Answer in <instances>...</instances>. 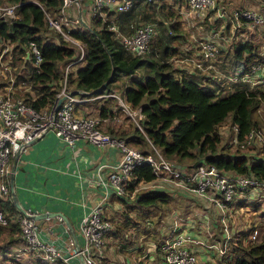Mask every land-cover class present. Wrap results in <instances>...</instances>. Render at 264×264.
Masks as SVG:
<instances>
[{
    "label": "trees",
    "instance_id": "16d2710c",
    "mask_svg": "<svg viewBox=\"0 0 264 264\" xmlns=\"http://www.w3.org/2000/svg\"><path fill=\"white\" fill-rule=\"evenodd\" d=\"M3 1L19 4L15 18H0V50L8 41L12 44L10 56L22 55L24 68L28 70L27 81L35 92L31 94L26 91L24 97H21L37 109L46 107L53 102L61 87L65 64L75 55L74 47L48 24L45 17V11L57 13L62 0ZM168 6L167 0H133L127 11L119 13L107 10L106 14L112 16L117 27L124 33L130 32L131 23H156L157 36H153L150 50L140 54L127 51L109 29L108 22L99 17H95L89 27L71 30L83 43L84 58L69 71L68 87L71 90H83L82 96L119 93L131 109L139 108L143 115L139 121L142 130L132 119L134 123L127 126H109L107 129L110 135L123 138L130 145L147 146L148 149L152 144L167 159L186 169L191 170L199 164L213 165L227 173L263 180L264 156L257 155L261 149L256 142L247 138V134L259 129L254 114L259 107H264V85L260 83L248 87V83L239 81L224 90L221 85L223 80L212 73H204L199 68L173 65L170 59L179 52L177 45L182 30L178 13ZM29 41H34L40 49L42 59L37 68L33 66L32 54L26 55ZM232 50L233 55H230L227 66H219L225 72H234L237 68L246 71L252 63L264 62V53L260 51L257 42L246 40ZM4 58L5 53L1 56V59ZM108 78L110 80L103 88L93 92ZM116 82L120 83L122 92L113 90ZM102 99L104 102L99 106L98 115L100 119L114 115V110L106 105L110 99H115L119 111L126 114L116 98L105 96ZM226 121L228 133L223 136L220 128ZM232 138L235 143L231 141ZM231 144L236 145L234 151L230 149ZM147 149L142 148L144 152ZM155 181L152 186L145 187ZM190 197L176 190L171 183L159 180L149 163L136 164L125 193L111 194L109 198L111 204L118 202L123 208L118 219L112 221L108 216L112 229L106 235L105 245L109 238H118L122 250L136 248L141 251L145 249V240L151 238L159 247L168 232L173 235L183 232V219L187 217L189 207L195 204L191 203ZM247 199L253 198L247 196ZM200 200L202 208H205L203 212L210 215L215 206L206 199ZM0 208L9 214L17 209L11 197L0 198ZM196 208L201 211L199 206ZM220 215L217 220L206 225L205 233L195 222L197 233H192L201 240L222 243L225 232ZM174 217H179L175 230ZM230 222H235L232 215L228 225L233 235L222 255L202 244L200 247L215 252L220 264H264V234L260 240L251 241L248 239L250 228L238 232ZM17 225L14 221L0 225V256H3V262H8L9 258L15 259L12 264L17 262L16 258L7 256L22 243ZM190 249L194 252L193 247L190 246ZM122 253L126 258H121L116 264H133L126 259L143 254ZM142 258L134 262L149 264L146 258L147 262ZM3 262L0 264H5ZM41 264L49 263L43 261Z\"/></svg>",
    "mask_w": 264,
    "mask_h": 264
},
{
    "label": "built area",
    "instance_id": "2783aa9c",
    "mask_svg": "<svg viewBox=\"0 0 264 264\" xmlns=\"http://www.w3.org/2000/svg\"><path fill=\"white\" fill-rule=\"evenodd\" d=\"M83 1L62 0L57 13L45 11L48 24L55 28L75 50L74 57L64 66L62 84L53 102L37 109L27 104L23 98H14L10 91L11 86L8 87L9 90L0 94V198L11 196L9 176L12 159L18 153L28 150L32 142L47 131H52L69 145L82 139L98 147L113 146L120 151V159L112 166L106 178H99L100 184L106 188V194L109 189L112 194L125 193L131 181L133 167L142 162L149 163L159 180L197 193L221 211L220 220L225 232L224 241L222 243L208 242L198 238L195 243L202 244L222 255L228 240L233 235L228 225V220L234 212L231 204L236 200L247 199V196L253 198L263 196L264 199V179L234 175L213 165L199 164L191 170L186 169L185 166L167 159L154 145L150 144L147 152H144L128 144L123 138L112 136L102 129L101 119L98 116L79 112L77 103L86 100L85 96L81 95L84 91L78 90L75 94H69L71 88L67 85V76L75 65L82 62L84 46L82 41L71 33V30L80 25V18L76 14L69 13L67 9ZM90 1L93 19L99 17L102 21L108 22L109 29L115 33L127 51L140 54L150 50L151 40L156 33L155 22L131 23L130 32L124 33L117 27L112 16L109 17L106 14L107 10L119 13L129 10L133 0ZM185 2L193 17L202 16L205 11L215 5V0H185ZM18 4L0 0V18H15ZM223 10V8L220 10L219 16L223 14ZM231 12V17L237 21L241 20L250 26L262 27L264 25V5L261 9L239 8ZM7 49L8 44L3 47L0 57ZM220 51L221 47L214 38L203 37L199 41L198 56L191 55L184 58V61H188L191 67L199 68L204 73H209L208 70L213 69L212 74L223 80L221 85L224 90L230 89L233 83L239 81L248 83V87L264 84V62L252 63L246 71L237 68L234 72H225L218 64ZM30 53L34 57L33 66L37 68L42 57L34 41L28 42L26 55L29 56ZM10 80L13 82V78ZM63 96L64 98L59 103V99ZM105 96L116 98L122 110L142 130L139 121L143 115L139 108L131 109L119 93L95 95L101 98ZM247 138L256 142L264 152V128L259 126L258 130L249 131ZM233 140L235 141L232 138L231 141L234 142ZM104 198L105 196L82 216L78 230L83 244L79 248L73 246L72 240L63 241L59 234L50 229H42L36 219V215L40 212L31 206L17 208L13 214L6 213L0 208V225H6L10 221L18 224L23 241L22 246L18 247V254L36 255L50 264H76L72 259H76L79 264L81 261L85 264H101L106 259V235L112 229V222L104 211ZM199 213L201 212H197V215ZM200 216L203 217L202 213ZM58 220L62 222V217L58 216ZM178 220L179 217H174L173 230L177 228ZM257 235L258 228L253 227L248 239L256 241ZM193 239L195 238L183 232L174 235L168 232L159 247L153 245L150 252H145L144 255L147 261L156 264H196V253L190 249Z\"/></svg>",
    "mask_w": 264,
    "mask_h": 264
},
{
    "label": "crops",
    "instance_id": "0c3cea01",
    "mask_svg": "<svg viewBox=\"0 0 264 264\" xmlns=\"http://www.w3.org/2000/svg\"><path fill=\"white\" fill-rule=\"evenodd\" d=\"M167 1L169 3L168 7L174 8L178 13L177 17L180 23H184L186 25V27H182H184L187 31H191L192 33L196 32L195 34L198 35L200 39L203 38V36L212 37L207 36L206 34L203 36L200 35L201 32H203L201 29L211 30L213 34H218L220 39L224 37L222 35L224 30L229 29V34L233 40H230V37L225 35L226 37L224 40L226 45H223L225 52L223 53L220 51L218 63L224 64L230 61V51L235 46L233 42L237 43L238 38H245L238 42V44L246 40L258 42L260 38V33L257 30L259 26H250L241 20L237 21L235 18L231 17L230 13H232L231 11L235 9L246 8L248 6L254 7L255 9H261L264 5L262 2L264 0H216L217 5L219 6L218 8L224 9L223 14L221 16H216L218 15L216 6L215 10H209L207 12L209 13L208 15H206L204 18H200L202 24L198 25H194V22H192L191 18H187V16L184 15L180 16V14H186V12L184 13V10H182L184 5L187 6L185 0ZM67 10L69 13L79 16L80 25L77 28L89 27L93 21L90 0H84L79 5L70 6ZM188 13L189 10L187 9V15ZM226 18L230 19V24H228V19L226 20ZM161 20L163 19L161 18ZM215 21H221V29L219 32H216V29L219 27H214L211 25L215 24ZM163 22L166 21L163 20ZM259 28L264 30V25L262 27L260 26ZM155 34L157 36V27ZM182 34L184 39H186L187 36L184 34V32ZM234 38H236V40H234ZM185 49L188 51L186 53V57L191 56L190 53H194V50H196L194 54L197 55L199 51V45L196 44V46H194L193 44L189 46V48L185 47ZM260 51L263 52L261 47ZM186 63V65H181L185 68H190L191 64L188 61H186ZM177 65L179 64L177 63ZM85 98L86 100L82 103H77L78 111L81 113L98 116L99 114L88 113L85 111V108L87 107L86 102L94 99L92 96H85ZM100 103H103L102 100ZM83 104L85 105L82 106ZM107 119H109V117L104 118V120ZM104 120L101 119L100 121L101 128H103L102 121ZM127 124V122L126 124L122 122L118 125L127 126ZM108 127L109 125L103 129L107 131ZM119 159L120 151L116 147H98L97 145L82 139H78L73 145H69L58 138L52 131H47L35 141H33L28 150L25 152H20L17 158L14 157L12 159L10 164L11 172L9 176L10 197L15 205L17 203L22 208L31 206L38 209L40 213L47 211H61L63 214H65L69 223L71 224L75 238H73L71 231L67 227L64 219L62 218V222H60L58 220V216L55 217L54 221L50 220L51 217L38 218V224L44 230L50 229L51 231L59 234L63 241L72 240L73 246L77 248V244L79 248V246L83 244L82 237L80 236L78 230L79 222L82 216L104 196V211L107 215H109L107 209L112 207L109 199L111 197L112 191L110 189L107 190V194H109L107 195L106 188L100 184L99 178H106L112 166L116 164ZM101 165L102 167H100ZM11 181H13V186H11ZM13 195L15 196V200L13 199ZM201 213L203 217L200 216ZM201 213L197 215L201 223H205L207 225L209 222L212 223L214 219L217 220V216L214 211H211L210 215H208L206 211L203 212V210ZM194 224L195 221L191 220L187 216L185 219H183V232L195 238L191 243V247L194 248V251L196 250V255L198 253V258L200 256L201 259H204V257L201 256V250L203 249H201L199 243H195V241L198 239V236L195 235L197 231ZM192 232L195 233L193 234ZM109 239L110 242L113 241V243L110 245L108 252H141L143 254L137 256L136 260H139L143 257L142 260L145 262H147V259L145 260L146 257L144 253L150 252L153 245L157 246L156 242L149 238L145 240V249L141 251L136 248H124L122 250L120 247V240L118 241L116 238ZM204 250L206 252L211 251V253H214L212 250ZM120 254L123 253H119V255ZM131 259L128 258L126 261L133 264H139L138 262H134L136 260L133 255L131 256ZM72 261L76 264H79L76 259H72ZM148 263L156 264L150 262Z\"/></svg>",
    "mask_w": 264,
    "mask_h": 264
},
{
    "label": "rangeland",
    "instance_id": "374dc122",
    "mask_svg": "<svg viewBox=\"0 0 264 264\" xmlns=\"http://www.w3.org/2000/svg\"><path fill=\"white\" fill-rule=\"evenodd\" d=\"M216 6H217V11L219 13L221 9L218 8L219 6L217 5V1L215 0L214 7L205 11L203 13V15L200 17H193L190 13H188V15H187V9L188 8L186 5H184L182 10H184V13L186 12V14H180V16L184 15V16H187V18H191L192 22H194V25L202 24L200 18H204L206 15H208L209 13H207V12L209 10H211V11L215 10ZM246 8L255 9L254 7H250V6H248ZM230 15H231V13H230ZM216 16H219V15H216ZM217 18H220V17H217ZM227 19H228V24H230V21H229L230 19L226 18V20ZM211 25H213L214 27H219L218 29H216V32L220 31L221 21H215V24H211ZM182 26L186 27V25L184 23H182L181 28H183V29H181V28L180 29L182 30L181 33L184 32V34L187 36V38L184 39L183 34H182L181 39L179 40V41H181V40L182 41L178 42V45H177L179 52L170 59L172 64L177 66V67L182 66L181 64H183V65L187 64L186 61H184V56H186L187 55L186 53L188 52L185 49V47L189 48V46H191L193 44H194V46H196V44L199 45V41L201 40L199 38V36L195 34L196 32L192 33L191 31H187ZM259 27L257 28V30L260 33V38H259L257 43L259 44V46L261 47V49L263 50V53H264V30L262 28H259ZM201 30L203 32H201L200 35L203 36L206 34L207 36H212V38L214 37V39L217 40L218 44L220 45V47L222 49L221 52H223V53L225 52V50L223 49V45H226V42L224 40L225 37L228 36V37H230L229 38L230 40H233L229 34L230 33L229 29L224 30V33H222V35L224 37L221 39L219 38L218 34H213V32L209 29L208 30L201 29ZM204 31H206V32H204ZM192 38H194V39H192ZM243 39H245V38H238V42H240ZM234 40H236V38H234ZM238 42L237 43L233 42V43L235 46H237ZM6 44H8V49L2 53V56L5 53L6 59L5 58L1 59V57H0V94L9 90L8 87H10V86H11L10 91L13 93L14 98L15 97L22 98L21 96L24 97V93L26 91H29L31 94H34V92H35V90L33 89L34 87L30 86L29 82L27 81L28 70H27V68H24V62H23L22 55H21V57L20 56L17 57L16 55L10 56V50H11L12 44L8 41L5 42L4 46ZM2 49L0 50V53H1ZM226 50H228V49H226ZM195 52H196V50H194V53ZM194 53H190V54L193 56H198V54L195 55ZM230 53L233 55V50H231ZM219 56H220V54H219ZM177 63L179 65H177ZM218 64H219V66H221L222 63H218ZM224 64L226 65L228 63H224ZM22 68L24 70H22ZM208 71H209V73L214 72L213 69H209ZM10 78H13V82H11ZM124 78H125V80H127L126 77H124ZM119 82H121V81H119ZM119 85H120V83L116 82L113 86V90L117 91V92H122ZM260 85H264V84H260ZM92 98H94V99H91V100L86 102L87 107L85 108V111L88 113L99 114V106L101 104L100 102H101V100H102V102H104V99H102L101 97H95V96H92ZM84 105L85 104H83L82 106H84ZM106 105L110 106L112 108V110H114L113 111L114 115L113 116L111 115L109 117V119L102 121L103 122V125H102L103 128H106L108 125L115 128L116 125L121 124L122 122H124L125 124H126V122L128 124L129 123L131 124L133 122L131 120V118H129L121 110L119 111L115 99H110V101L106 102ZM254 115H255L257 122L261 126V128H264V107L263 106L259 107L255 111ZM226 123H228V121H226L224 124H222V126L220 128L223 136H225L228 133ZM131 145L135 146L137 148H140V149L145 148V147L147 149V146L142 147L141 145H137V144H131ZM241 147H243V146H241ZM230 149L232 151H234L236 149V145L231 144ZM257 155L258 156H264V152L260 151V153ZM156 182L157 181L150 183V184L146 185L145 187H150ZM159 184H162V183H159ZM173 187L176 190H178L179 192H183V193L189 194L191 196L190 197L191 203L195 202V204L192 203L193 206L189 207V212H188L187 216L191 220H194L195 222L198 220L197 223L199 224L201 231L205 233L206 224L201 223L199 221V217L197 216V212H201L203 209L202 208L203 205H202L201 200H200V198H203V197H201V196H199V194L194 193V192L187 190L185 188L178 187L175 185H173ZM182 204L184 205V202H182ZM209 204H211V202H209ZM174 205H175V202H174ZM111 206H112L111 208L109 207L107 209V212H109V215H107L106 212H105V214L107 216H110L111 220L113 221L114 219L116 220L120 217V210L123 208V206L121 204H119L118 202L113 203ZM196 206H199L201 211H198ZM231 206L234 207V212L231 211V213L233 212L232 213V219L235 222L233 224H232V222H230V224L233 225L236 228V230H238V232H243L244 230H246L248 228L251 229L250 226L256 224V227L258 228V235H257L256 241L260 240L261 236L264 234V199H263V196H258L256 198H253L252 200L244 199V200H241V202H234L233 204H231ZM230 209H232V208H230ZM203 210H205V208ZM213 211L216 213V216H218L219 214H222L221 211L216 206L213 208ZM50 220L54 221L55 217H51ZM214 220H216V219H214ZM18 228H19V226H18ZM163 236H161V238H163ZM20 238H22L21 233H20ZM105 243H106V241H105ZM112 243H113V241L110 242V239H109V241L107 242V245H105L106 259L101 264H116V262H118L121 258L123 260H124V258H126L125 254L119 255V253H122V252H108L109 247ZM22 244H23V241L21 244L17 245V248L14 252H9L7 254L8 257L11 256V257L16 258L17 262L15 264H41V263H43L44 260L41 261L42 259L36 255L31 256V255H26V254L25 255L18 254V247L22 246ZM201 249H203V250H201V253H202L201 256H203L204 259H201L199 256L200 259L197 261L198 264H207V263L208 264H220L219 262H221V261H219L220 259L217 257L218 255H214L215 252L214 253H211V251L206 252L204 250L205 248L203 246H201ZM197 255H198V253H197ZM4 259H6V258H4ZM8 260H9L8 262H3V256H0V262H3L5 264H12L13 260H15V259L9 258ZM135 260H136V258H135ZM25 261H26V263H25ZM54 264H58V263H54Z\"/></svg>",
    "mask_w": 264,
    "mask_h": 264
},
{
    "label": "water",
    "instance_id": "95a60500",
    "mask_svg": "<svg viewBox=\"0 0 264 264\" xmlns=\"http://www.w3.org/2000/svg\"><path fill=\"white\" fill-rule=\"evenodd\" d=\"M109 80H110V78H108L100 87H98L96 90H94L93 92H97L99 89H101V88H103L105 85H106V83L107 82H109ZM78 92V90L77 89H75V90H71L70 92H69V94H75V93H77ZM64 98V96L63 97H61L60 99H59V103L61 102V100ZM35 141V140H34ZM19 154V153H18ZM18 154H17V156H18ZM17 156H16V158H17ZM11 186H13V181H11ZM13 199L15 200V196L13 195ZM16 206H17V208H19V209H22V207H20L17 203H16ZM56 216H62V218L64 219V221H65V223H66V225H67V227L69 228V230L71 231V234H72V236H73V238H75V234H74V231H73V229H72V226H71V224L69 223V221H68V219H67V217L65 216V214H63L61 211H47V212H43V213H38L37 215H36V219H38V218H42V217H56ZM76 247L78 248V245L76 244ZM80 259H81V257H80ZM81 264H85L83 261H81Z\"/></svg>",
    "mask_w": 264,
    "mask_h": 264
}]
</instances>
